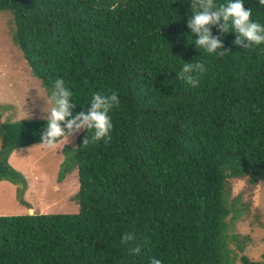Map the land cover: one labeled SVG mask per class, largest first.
<instances>
[{"label":"trees","instance_id":"1","mask_svg":"<svg viewBox=\"0 0 264 264\" xmlns=\"http://www.w3.org/2000/svg\"><path fill=\"white\" fill-rule=\"evenodd\" d=\"M228 0H215L217 5ZM192 0H0L12 38L51 95L61 78L87 111L95 93L118 92L112 139L64 147L76 168L75 213L0 215V264H232L228 181L264 178V44L225 56L198 49L187 26ZM264 25V5L244 0ZM213 35H220L211 26ZM204 61L198 87L178 79ZM46 119L0 124V181L25 187L7 161L41 142ZM91 135V130H89ZM62 174V175H61ZM58 175V176H59ZM134 233L126 245L122 236ZM139 245L138 255L129 247ZM243 264H263L241 257Z\"/></svg>","mask_w":264,"mask_h":264},{"label":"rangeland","instance_id":"2","mask_svg":"<svg viewBox=\"0 0 264 264\" xmlns=\"http://www.w3.org/2000/svg\"><path fill=\"white\" fill-rule=\"evenodd\" d=\"M12 25V13L0 11V124L43 119L51 108L45 101L50 93L31 73L13 41ZM78 134L61 141L54 150L39 145L41 142L12 150L7 161L24 176L26 185L0 181V215L78 211L76 168L59 175L63 173V148L74 147ZM228 200L236 209L227 216L232 264H243V256L264 264V178L229 179Z\"/></svg>","mask_w":264,"mask_h":264},{"label":"clouds","instance_id":"3","mask_svg":"<svg viewBox=\"0 0 264 264\" xmlns=\"http://www.w3.org/2000/svg\"><path fill=\"white\" fill-rule=\"evenodd\" d=\"M264 5V0H259ZM191 8H198L188 19L187 26L196 37L195 46L204 49L209 54L225 56L231 53V49L225 48L222 36L229 32H235L234 45L250 49L253 45L264 44V25L252 20V10L245 9L244 0H228L226 4L215 3V0H192ZM211 26H217L220 35H213ZM206 71L204 61L186 62L181 71L177 72L178 79L185 81L192 87H198L200 75ZM72 91L65 86L61 78L53 82L51 95L46 101L51 108L43 117L47 124L41 136V143L49 149H57L61 141H69L81 130L88 132L83 139V146L90 142L96 143L103 140L111 141V132L114 128L112 118L109 115L114 107L120 105L118 92L102 94L97 92L91 100V107L87 111H80L73 115V109L77 106L71 100ZM45 112V111H44ZM91 130V135H89ZM31 150V149H30ZM134 233L127 232L122 238L123 244L129 245L135 242ZM141 251L139 245L129 247V253L138 255ZM151 264H163L160 259L153 257Z\"/></svg>","mask_w":264,"mask_h":264}]
</instances>
